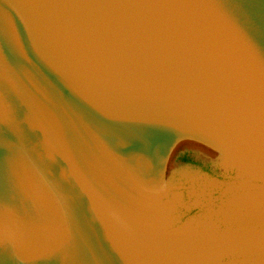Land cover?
<instances>
[{"label":"water","instance_id":"1","mask_svg":"<svg viewBox=\"0 0 264 264\" xmlns=\"http://www.w3.org/2000/svg\"><path fill=\"white\" fill-rule=\"evenodd\" d=\"M0 264H264V0H0Z\"/></svg>","mask_w":264,"mask_h":264}]
</instances>
